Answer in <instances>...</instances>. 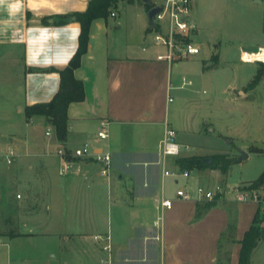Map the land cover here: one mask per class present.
I'll return each instance as SVG.
<instances>
[{
    "label": "crops",
    "instance_id": "crops-1",
    "mask_svg": "<svg viewBox=\"0 0 264 264\" xmlns=\"http://www.w3.org/2000/svg\"><path fill=\"white\" fill-rule=\"evenodd\" d=\"M89 1L0 0V45L10 49L15 61L22 59L24 107L50 101L58 91L60 75L53 69L68 64L80 33L74 16L60 17L85 11ZM109 15L90 24L86 52L74 70L83 83L84 98L67 108L63 146L73 149L90 143L95 151L108 150L111 171L103 175L97 161L77 158L69 174L60 175L58 155L55 165L47 159L60 145L52 126L42 116L26 119L28 124L34 120L45 124L50 134L46 130L40 139L10 134V144L29 143L25 157L29 154L38 161L18 165L27 178L24 190L30 193L23 204L19 202L22 229L14 236L0 231V243L8 245L3 236L9 241L37 235L55 239L36 252L16 255L9 250L5 261L2 253L0 264H11L13 259L18 264H222L224 250L225 264H237L239 241L258 205L223 195L196 218L197 205L203 201L176 196V190L183 188L180 178L163 174L165 169L177 170L175 157L163 161L159 143L165 126H170V93L180 88L172 83L177 61L165 59L166 49L154 38L148 47L143 42L136 45L131 36L110 43ZM101 121L109 123L103 144L96 134ZM170 162L172 170L167 167ZM198 180L191 184L186 180L183 189L189 190ZM162 198L171 199L170 208L160 205ZM1 205L0 197V211ZM96 235L109 236L110 252L102 249L106 239L96 240ZM257 250L250 264H264V254Z\"/></svg>",
    "mask_w": 264,
    "mask_h": 264
},
{
    "label": "rangeland",
    "instance_id": "rangeland-1",
    "mask_svg": "<svg viewBox=\"0 0 264 264\" xmlns=\"http://www.w3.org/2000/svg\"><path fill=\"white\" fill-rule=\"evenodd\" d=\"M148 2L153 4L159 0H117L111 5L109 12H115L116 17L109 15L110 43L113 39L122 41L131 36L136 45L143 42L148 47L150 42L153 44L154 33L147 32L146 35L144 32L149 25ZM192 15L198 29L194 42L201 52L177 60L173 68L172 83L180 88L170 93L172 103L168 121L176 131V141L188 145L182 155L203 158L224 155L233 162L226 173L210 168L192 170L188 179H179V184L187 188L186 180L191 184L199 177L196 185L211 189L222 187L226 199L234 201L236 189L247 187L264 172V61L245 62L240 58L241 52L248 48L264 47V0L261 3L193 0ZM119 24L120 29L117 28ZM213 55L218 56L216 61L211 59ZM183 77L185 82L191 83L183 84ZM17 103L24 109L23 62L20 58L15 61L10 49L0 45V231L8 235L22 229L19 226L22 217L18 212L19 202L23 204L25 194H30L24 190L27 178L21 168L18 171V165L22 162L25 166L27 160L38 161L29 154L25 157L29 143L10 144V134L20 138L36 135L40 139V135L49 130L38 120L26 123L25 113L18 111ZM60 147L54 146L51 149L54 156L47 158L53 165ZM9 149L16 156L8 164L5 154ZM173 158L169 157L170 160ZM167 167L174 169L171 162ZM196 185H189V190ZM261 212H264V206H261ZM1 238L8 243L7 246L0 243L4 261L9 250L16 255L36 252V248L55 239L42 235L10 241L9 237ZM257 248L258 253L264 254V237ZM224 251L220 255L222 264H225ZM11 264L18 263L13 259Z\"/></svg>",
    "mask_w": 264,
    "mask_h": 264
},
{
    "label": "built area",
    "instance_id": "built-area-1",
    "mask_svg": "<svg viewBox=\"0 0 264 264\" xmlns=\"http://www.w3.org/2000/svg\"><path fill=\"white\" fill-rule=\"evenodd\" d=\"M152 6L160 7V10L153 18L154 28L152 32L154 33V42L166 49V54L163 55L165 59L173 62L200 53V47L194 42V37L197 34V27L192 19L193 0H159V2L153 3ZM111 15L113 16L114 12H112ZM247 52L251 54L253 51ZM240 58L242 61L252 62L251 59L244 58L242 53ZM182 83L186 84L191 82H185V78L183 77ZM169 100H171V98ZM108 124L107 121L100 122V127L96 133L100 140H105L108 137ZM45 134L49 135L50 131H46ZM60 146L61 147L58 148L56 152L60 159V175H68L71 171L73 159L77 158L95 160L100 164L101 174L108 175L110 173L112 156L108 150L101 149L95 151L90 143H84L73 149H67L63 145ZM187 149L188 145H183L176 141V131L167 124L163 137L159 143V152L163 161L171 156L175 158L184 156L182 155V151ZM15 156L16 154L14 151L9 149L5 154L6 162L8 164L11 163ZM192 173V170L180 169L179 167H177V170L174 172L167 169L163 172L164 175L186 179H188ZM223 192L224 190L219 186H215V188L211 189L198 184L192 190H185L183 188L176 190V196L182 199L195 198L199 201H210L214 199L220 200L224 195ZM234 201L254 202L258 206H264V184L255 188H250L249 185H247V187L236 189ZM160 205L164 208H170L172 201L169 198H162ZM94 238L96 240L106 239L107 244L103 245L102 249L108 252L111 251L108 235L105 237L96 235Z\"/></svg>",
    "mask_w": 264,
    "mask_h": 264
},
{
    "label": "trees",
    "instance_id": "trees-1",
    "mask_svg": "<svg viewBox=\"0 0 264 264\" xmlns=\"http://www.w3.org/2000/svg\"><path fill=\"white\" fill-rule=\"evenodd\" d=\"M117 0H90L88 7L83 12H73L67 15H61L60 18H69L74 16L80 24V33L78 36V47L76 52L69 60L68 64L62 69H53L60 75L59 89L53 98L47 102H38L24 107L26 119L29 120L34 116H42L46 122L53 128L56 140L63 145L68 132L67 108L71 102L82 101L84 98L83 83L74 76V70L79 66L82 55L86 52L89 28L93 19L105 18L109 15V8ZM152 7V3L148 2L147 10ZM61 21H56L60 24ZM154 26L149 25L147 32L152 31ZM217 55L211 56L216 61ZM258 151V150H257ZM212 162L206 164L202 162L203 157L199 156H179L175 158V165L180 169L199 170L210 168L226 173L229 165L233 162L232 158L224 155L211 156ZM264 184V172L249 184L250 188H255ZM218 202L217 199L203 201L197 205L196 218H199L203 212L211 208ZM262 214V217H261ZM264 212H261V206H258L253 216L249 228L244 232L240 243L239 258L237 264H250V258L253 251L257 248L262 237H264ZM233 229V225L229 224V230ZM13 235V234H12ZM14 236V235H13Z\"/></svg>",
    "mask_w": 264,
    "mask_h": 264
},
{
    "label": "water",
    "instance_id": "water-1",
    "mask_svg": "<svg viewBox=\"0 0 264 264\" xmlns=\"http://www.w3.org/2000/svg\"><path fill=\"white\" fill-rule=\"evenodd\" d=\"M145 2H147L148 0H143ZM258 3H261V0H257ZM160 10V7L159 6H152L149 8L148 12H147V16H148V22H149V25L153 26V18L154 16L156 15V13ZM247 51H253V52H256L258 50H260V47H251V48H248L246 49ZM241 154L247 156V154L243 151H241ZM202 162L203 163H206V164H210L212 162V158L211 157H206V158H203L202 159Z\"/></svg>",
    "mask_w": 264,
    "mask_h": 264
},
{
    "label": "bare ground",
    "instance_id": "bare-ground-1",
    "mask_svg": "<svg viewBox=\"0 0 264 264\" xmlns=\"http://www.w3.org/2000/svg\"><path fill=\"white\" fill-rule=\"evenodd\" d=\"M242 55L244 58L251 59L252 62L254 60L264 61V47H261V49L256 52H251V54L247 51H242Z\"/></svg>",
    "mask_w": 264,
    "mask_h": 264
}]
</instances>
